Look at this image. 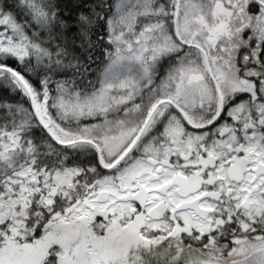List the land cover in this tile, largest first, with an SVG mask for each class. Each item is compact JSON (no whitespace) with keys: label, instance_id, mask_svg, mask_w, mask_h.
<instances>
[{"label":"snow or ice","instance_id":"6c2138e0","mask_svg":"<svg viewBox=\"0 0 264 264\" xmlns=\"http://www.w3.org/2000/svg\"><path fill=\"white\" fill-rule=\"evenodd\" d=\"M0 264H264V0H0Z\"/></svg>","mask_w":264,"mask_h":264}]
</instances>
